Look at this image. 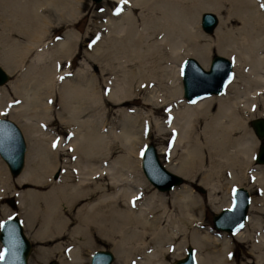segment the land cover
<instances>
[{
  "label": "bare ground",
  "instance_id": "1",
  "mask_svg": "<svg viewBox=\"0 0 264 264\" xmlns=\"http://www.w3.org/2000/svg\"><path fill=\"white\" fill-rule=\"evenodd\" d=\"M43 2L62 13L70 3L0 0L2 33L17 27L26 35L35 31L27 16L47 5ZM137 10L138 16L134 14ZM202 10L226 13L213 30L214 38L199 27ZM45 19L48 21V17ZM70 36L67 34L58 47L68 46ZM1 40L0 37V43ZM183 49L188 51L185 55L195 57L204 68H208L212 49L230 58L233 74L220 92L192 101L182 97ZM173 58L179 61L177 77L175 71L164 67V80L150 71L148 63L160 68L164 59ZM13 59L0 45V63L9 73L16 68ZM134 59L143 68L136 71L131 68V94L141 90L144 94L141 103L148 105L150 111L125 114L120 134H113L115 141H106L102 133L95 131L96 126L84 131L87 122L80 117L93 109L94 103L90 105L89 100L87 105L86 100L95 101L96 95L87 94L86 98L77 81H67L60 93L64 112L60 118L69 129V140L55 137L58 140L49 147L48 133L40 134L29 121H22L29 151L27 156L26 147L24 167L15 176L21 187L17 201L26 237L43 242L36 248V259L45 260L62 246L47 244L62 234L71 264L79 263L99 239L112 247L114 260L119 264H169L167 257L176 259L187 245L194 248V264H264V165H261L264 163L255 162L257 139L250 127L253 118L264 119V0H133L131 60ZM47 67L40 68L41 82L9 81L6 86L23 98L25 104L37 103L45 95L51 98L55 82L50 80ZM154 79L168 91L164 100L145 94ZM112 90L109 97L114 105L128 99L125 86ZM7 97L5 87H0V114L4 109L1 103ZM135 98L131 97V101ZM111 109L107 108V112ZM117 110L126 112L124 108ZM138 120L142 122L145 141L150 126L168 144L159 148L167 154V163L163 165L181 176L198 179L208 188L207 199L190 187L171 188L170 198L157 189L152 191V182L147 181L139 166L142 152L137 146L141 138ZM119 148L123 153L108 163ZM132 153L137 157L135 161ZM2 164L0 159V168L8 171ZM57 169H62L59 178L53 176ZM2 174L0 171V194L4 190ZM223 179L228 184L247 183V188L256 195L250 198L248 216L241 227L230 231V235L224 232L214 236L211 230H205L202 209L216 210L230 205L232 199L217 197ZM28 184L32 186L27 187ZM146 192L152 193L146 197ZM143 198L146 202L141 201ZM235 241L243 246L241 261L237 263L232 254Z\"/></svg>",
  "mask_w": 264,
  "mask_h": 264
},
{
  "label": "rangeland",
  "instance_id": "2",
  "mask_svg": "<svg viewBox=\"0 0 264 264\" xmlns=\"http://www.w3.org/2000/svg\"><path fill=\"white\" fill-rule=\"evenodd\" d=\"M131 1L133 0H101L100 2H94L92 0H69L70 3L68 8L65 9L64 13L56 9L54 10L52 6L47 4V2H43L47 5L41 6L37 10L38 13L33 11L29 17L27 16V19H29V24H31L32 31L33 29L35 30L31 32V34H23L24 30L21 29V27H17L5 33H2L0 28V33H2L0 34L2 39V43H0V45L3 47L4 51L9 52L14 56V66L16 67L12 73L10 72V79L7 82H28L34 80L41 82L43 80V76L39 75V73L41 72L40 68L43 65L49 67L51 74L50 80L55 82L52 86L53 97L49 98L45 95L40 101H37V103L30 101V103L26 104L23 98H20V96L15 94L9 86H6L7 82L1 84L3 86L0 87H5L8 92V100L1 103L2 108L4 109L0 114V117H8L12 119L21 128L23 133L24 131L21 126L22 121H29V123L34 126L38 133H48L46 142L49 147H51L50 145H52V143L59 138H63V140H69V129L60 118V115L64 114L60 106V93L65 83L69 80L72 82L77 81L78 85L83 87L86 98L88 97L87 94L96 95L94 96L95 101L92 99L86 100L87 105L89 104V100L90 105L94 103L93 109L88 111L86 115L84 114L80 117L81 120L86 119L87 122V124L84 126V131H87L89 127L94 128V126H96L95 131L102 133L105 140L109 141L110 143L112 140L115 141V137L113 138L114 133L120 134L123 122L125 121V114L129 116H131V114L136 115L137 110H139L140 113L147 114L150 111V107L141 103V97L144 95L141 90L138 92L135 91L131 94V68L135 71L139 68H143L141 63H138L139 60H131ZM214 12L218 14L219 18L220 16H226L224 11ZM134 14L138 16L139 10H137V13ZM44 16L48 17V21ZM198 19L200 29L205 34H208L214 38L215 31H204L200 25V15ZM229 27H233V25H230ZM66 33L71 35L70 43L64 49H61L58 47V44L65 38L67 35ZM190 48L191 46H189V49ZM187 52V50L183 49L180 51V55L185 58L188 56L185 55ZM218 54L219 53L216 51V49H212L210 51V61L214 55ZM41 55L43 56L42 59ZM225 56L228 57L227 55ZM178 62L179 61L177 58H173V60L164 59L160 64V68L156 65H152L151 63H148V66L150 67V71L151 69L153 70V75H155L156 78H162L164 77L162 73V67L168 71H175L176 73ZM138 64L139 66H137ZM208 64L209 63H207V66ZM150 71L149 69L147 70L148 73H150ZM61 77H63V79H61ZM162 80H164V78H162ZM158 83L159 80L154 79V84L150 85L148 92L145 94L146 96L149 95V97L153 99L164 100V98L168 96V91L163 89L162 84ZM120 85L126 87L128 94L126 99H128L124 102H119V104L117 103L114 105V102L110 100L109 93L112 89ZM152 90L155 91L151 92ZM131 97L136 98L131 101ZM182 97L187 100L184 96ZM176 99L181 98L176 97ZM106 101H111V103L107 104ZM105 104L107 108H112L110 113L107 112ZM121 108L126 109V112L117 110ZM91 121L92 123H90ZM138 123L137 128L140 127L139 136H141V138L137 143V146L140 147L142 152L147 144H153L156 147L160 161L166 165L167 154L160 152L159 148L164 146L168 147V144L161 141V136H157L150 126L149 136H147V141H145V138L143 137L144 131L141 129V120H138ZM250 127L257 139L255 152L257 153L260 143L264 141H261L255 134L251 122ZM55 137L58 139H54ZM25 140L28 156L29 146L26 136ZM142 140H144V143ZM123 151L124 150L121 148L117 149L113 155V158H109L107 160L108 163L112 159H115L121 155ZM141 157L142 154H140V161ZM131 158L133 161H135L134 159L137 157L134 153H132ZM62 159L64 161V156H62ZM99 160H103V158H100ZM1 162L6 166L2 159ZM139 166L141 167V164ZM62 169H57V171L53 173V176L55 178H59L61 176ZM140 169L143 173L142 167ZM0 171L3 173L2 175L4 177V190L3 193L0 194V221L9 215L20 217L21 208L18 205L17 193L21 190V187L18 183H16L15 176H12L9 170L6 171L1 167ZM182 179L183 180L180 184L174 186L175 188L179 190L184 187L193 188L196 194L200 195L203 199H207L208 188L201 184L198 179L194 180L187 178L186 176H183ZM147 181L151 184L148 179ZM219 183H221L223 187L219 191L217 197L223 198L226 201L232 199V192L234 188L237 186H243L247 188L248 185L247 183L228 184L226 179L221 180ZM248 183L249 185L252 184V182ZM26 186L30 187L32 185L28 184ZM150 187L152 188V191H156V189L159 190L153 184H151ZM200 188L204 190L201 191ZM169 190L170 189L159 191L166 193V197L170 198L172 195L171 191L173 189L170 191ZM248 191L252 200V197L255 196L256 193L252 190L250 191L249 189ZM151 193L152 192H146L144 196L147 197ZM10 199L14 200V203H12ZM141 201L146 202L144 198ZM222 207L226 206H220L218 209H216L217 211L210 207H204L202 209V218L205 221L204 226L206 227L205 230H211L214 236L224 235V232L229 233V235L232 233L230 231L217 229L213 225L212 215L213 213L220 211ZM262 216L264 217V215ZM30 241H32V243L28 256V264H50L51 261L56 262V264H71V260L67 256L68 251L66 250L65 246L66 238L62 234L56 235L54 239L50 241L51 243H47L51 245L54 243H61L63 245L59 248H56L57 250L54 249L45 260L40 258L39 260L35 257L37 246L43 244V242L33 240ZM1 247L2 246L0 243V250ZM187 247L188 245L182 248L181 255L176 259L172 256H168L167 262L171 264L172 261L183 257ZM96 248H106L113 251L110 245L104 243L102 239H99L98 243H96L90 251L88 250L84 257L77 264H89L90 255ZM242 249L243 246L240 245V243H237V241L232 243V254L233 257H235V263L241 261V254L243 253ZM113 262L114 264H119L117 260H114Z\"/></svg>",
  "mask_w": 264,
  "mask_h": 264
},
{
  "label": "water",
  "instance_id": "3",
  "mask_svg": "<svg viewBox=\"0 0 264 264\" xmlns=\"http://www.w3.org/2000/svg\"><path fill=\"white\" fill-rule=\"evenodd\" d=\"M100 2L101 0H92ZM219 16L212 10L200 13V25L206 32H212L217 26ZM232 61L223 55H214L204 68L193 56H187L182 63L181 85L183 96L188 100L212 93H218L232 77ZM10 79V73L0 63V85ZM251 125L258 138H264V119L256 117ZM26 140L21 128L10 118L0 117V157L10 174L16 176L25 163ZM255 160L264 163V143H260ZM141 167L147 179L159 190H168L182 182V176L168 170L160 161L156 147L149 143L142 151ZM201 191L204 189L200 188ZM233 199L229 207H223L213 213V225L217 229L233 231L241 227L248 215L250 194L246 187L234 188ZM0 225V242L3 245L4 259L0 264H28L31 241L26 237L22 222L17 216L4 218ZM15 245V246H13ZM114 253L110 249L96 248L92 251L89 264H114ZM50 264H56L51 261ZM171 264H194V249L188 246L184 257Z\"/></svg>",
  "mask_w": 264,
  "mask_h": 264
},
{
  "label": "snow or ice",
  "instance_id": "4",
  "mask_svg": "<svg viewBox=\"0 0 264 264\" xmlns=\"http://www.w3.org/2000/svg\"><path fill=\"white\" fill-rule=\"evenodd\" d=\"M61 79H63V77H61ZM133 203H135V201H133ZM0 227H2V225H0ZM4 259V255L0 254V260Z\"/></svg>",
  "mask_w": 264,
  "mask_h": 264
}]
</instances>
